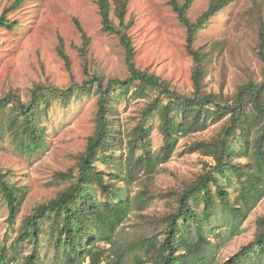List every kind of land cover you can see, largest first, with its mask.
<instances>
[{
  "label": "trees",
  "instance_id": "trees-1",
  "mask_svg": "<svg viewBox=\"0 0 264 264\" xmlns=\"http://www.w3.org/2000/svg\"><path fill=\"white\" fill-rule=\"evenodd\" d=\"M235 1L210 0L207 10L192 21L189 11L194 0H168L187 28L186 49L194 61L190 94L136 66L137 49L130 34L134 22L127 21L131 0H97L102 31L116 35L125 50L127 77L104 81L98 74L86 72L89 78L82 84L65 89L36 83L27 102L16 89L0 98V140L9 132L18 150L35 154L47 144L43 121L48 119L53 101L68 107L80 93L92 92L97 97L95 130L85 149L76 156L74 166L54 175L66 186L23 216L12 244L2 247L0 264H203L210 245L209 228L221 218H231L233 229L246 219L264 198V66L261 82L248 78L230 95L223 90L209 92L206 77L213 51L194 46L199 32ZM23 3L15 0L4 9L0 28L14 31L19 26L8 15ZM252 17L257 25V54L264 65V7L260 0H253ZM75 23L85 54L90 38L78 19ZM60 55L70 68L63 50ZM130 97L150 100L135 127L126 132L117 127L118 103ZM152 121L158 123L163 140L158 152L152 145ZM214 125L219 129L213 136L193 142L184 152L211 161L181 189L161 193L169 200V209L151 218L155 232L127 243L114 240L129 213L145 210L157 197L145 191L131 196L126 190L141 173L154 175L169 162L181 138ZM0 194L9 210L7 222L14 227L27 194L2 171ZM100 241L110 248L99 246ZM225 264H264V216L257 219L255 238Z\"/></svg>",
  "mask_w": 264,
  "mask_h": 264
},
{
  "label": "rangeland",
  "instance_id": "rangeland-1",
  "mask_svg": "<svg viewBox=\"0 0 264 264\" xmlns=\"http://www.w3.org/2000/svg\"><path fill=\"white\" fill-rule=\"evenodd\" d=\"M14 1L0 0V17ZM209 1L194 0L189 11L192 21L207 10ZM260 2L264 7V0ZM252 9L253 0H236L199 32L195 48L213 51L206 77L209 92L223 90L230 95L248 78L257 82L263 80L264 65L257 54V25ZM8 18L18 20L19 26L14 31L0 28V98L16 89L27 102L36 83H51L65 89L82 84L89 78L86 72L98 74L104 81L128 75L125 50L118 37L102 31L97 0H24ZM75 19L90 38L85 54L80 50L83 40ZM128 20L134 22L130 34L137 49L136 66L168 80L180 92L190 94L194 61L186 49L187 28L179 22L168 0H131ZM60 50L68 56L70 68ZM149 100L135 97L120 100L117 127L131 131ZM96 102L97 97L92 92L80 93L68 107L53 101L49 117L43 121L47 126V144L35 154L18 150L9 132L0 140V171L8 173L11 181L27 194L14 227L7 222L9 210L0 194V253L4 245L10 246L14 241L23 216L66 186L56 181L54 175L74 166L76 156L85 149L88 137L95 130ZM152 122L155 124L152 145L158 152L163 140L158 123ZM218 129L219 125H214L205 132L181 138L171 160L161 165L158 172L151 176L141 173L126 193L136 196L145 191L157 197L145 210L135 209L129 213L114 240L127 243L155 232L156 225L150 224L151 218L156 219L169 209V200L161 193L181 189L204 170L205 162L211 161L200 154H185V149L195 141L210 138ZM262 216L264 198L234 229L231 218H221L207 233L210 245L203 264L228 262L255 238L257 219ZM98 245L110 248L104 241ZM112 255L113 252L108 257Z\"/></svg>",
  "mask_w": 264,
  "mask_h": 264
}]
</instances>
